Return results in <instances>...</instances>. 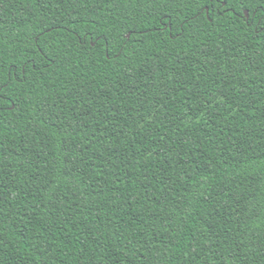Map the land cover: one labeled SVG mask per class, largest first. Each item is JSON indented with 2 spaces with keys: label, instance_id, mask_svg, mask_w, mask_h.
<instances>
[{
  "label": "trees",
  "instance_id": "1",
  "mask_svg": "<svg viewBox=\"0 0 264 264\" xmlns=\"http://www.w3.org/2000/svg\"><path fill=\"white\" fill-rule=\"evenodd\" d=\"M217 4L0 0V264H264V36Z\"/></svg>",
  "mask_w": 264,
  "mask_h": 264
},
{
  "label": "snow or ice",
  "instance_id": "2",
  "mask_svg": "<svg viewBox=\"0 0 264 264\" xmlns=\"http://www.w3.org/2000/svg\"><path fill=\"white\" fill-rule=\"evenodd\" d=\"M141 3H153V4H174L179 6L180 4L191 5V4H199L203 11L200 13L203 16L205 13H208V19H211V13L217 11L219 8V4H217L216 8H209L211 0H208L207 3L203 2V0H141ZM230 5V7H229ZM225 15L229 13L232 14V19L229 23L236 24L237 20L243 25L244 28L250 29L252 32L259 33L261 36H264V0H225V7L221 9ZM251 11V15L245 17L244 13ZM183 13H179L177 15V20L179 17L182 16ZM152 19H156V14L154 13ZM247 20V23L244 21ZM167 21H173V24L176 23L173 20L172 12H166L163 16L160 17L159 23L153 25L154 30L159 31L160 26L164 25L165 27L172 29L174 33V39L180 38L181 35L184 38H187V35L181 33L179 29H173L171 24H167ZM180 24H187L188 20L185 18L184 20H179ZM137 35L141 36L142 42V33H136ZM133 33H126V34H117L112 36L113 41V49L116 51V59L119 60L120 57L126 55V49L130 46L127 41L131 40ZM161 38H164V34L161 33ZM47 40V34L45 33H38L34 38V43L38 46L39 50H43L44 42ZM124 41V43H121ZM87 38L82 43H86ZM119 45V47H116ZM108 59H112L111 56H108ZM54 62V61H53ZM45 65L44 64H37L30 72H26L23 77H16L22 81H26L27 77L31 75L33 78L41 76L43 74ZM0 73H2V69H0ZM12 90V80L11 79H4L2 75H0V114L5 111L4 102L8 101L9 92ZM199 118V117H197ZM66 150H71L66 149Z\"/></svg>",
  "mask_w": 264,
  "mask_h": 264
},
{
  "label": "water",
  "instance_id": "3",
  "mask_svg": "<svg viewBox=\"0 0 264 264\" xmlns=\"http://www.w3.org/2000/svg\"><path fill=\"white\" fill-rule=\"evenodd\" d=\"M246 17L248 16V12L245 13Z\"/></svg>",
  "mask_w": 264,
  "mask_h": 264
}]
</instances>
